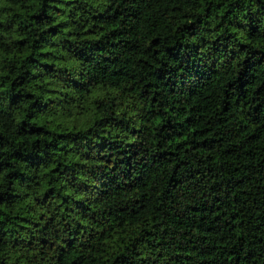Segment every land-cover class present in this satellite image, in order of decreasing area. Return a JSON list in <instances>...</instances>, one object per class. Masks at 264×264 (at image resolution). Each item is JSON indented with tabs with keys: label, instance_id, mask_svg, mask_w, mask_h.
<instances>
[{
	"label": "trees",
	"instance_id": "16d2710c",
	"mask_svg": "<svg viewBox=\"0 0 264 264\" xmlns=\"http://www.w3.org/2000/svg\"><path fill=\"white\" fill-rule=\"evenodd\" d=\"M0 264H264V0H0Z\"/></svg>",
	"mask_w": 264,
	"mask_h": 264
}]
</instances>
